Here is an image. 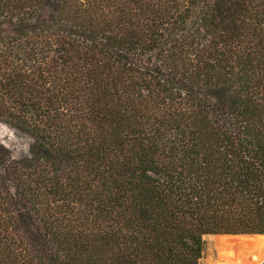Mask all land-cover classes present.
<instances>
[{"label": "trees", "instance_id": "obj_1", "mask_svg": "<svg viewBox=\"0 0 264 264\" xmlns=\"http://www.w3.org/2000/svg\"><path fill=\"white\" fill-rule=\"evenodd\" d=\"M0 123V264L264 235V0H0Z\"/></svg>", "mask_w": 264, "mask_h": 264}, {"label": "bare ground", "instance_id": "obj_2", "mask_svg": "<svg viewBox=\"0 0 264 264\" xmlns=\"http://www.w3.org/2000/svg\"><path fill=\"white\" fill-rule=\"evenodd\" d=\"M249 241L264 243V238L215 237L208 238L206 253H215L221 259L216 264H264V250L251 260L245 253L238 251L240 246H249Z\"/></svg>", "mask_w": 264, "mask_h": 264}, {"label": "rangeland", "instance_id": "obj_3", "mask_svg": "<svg viewBox=\"0 0 264 264\" xmlns=\"http://www.w3.org/2000/svg\"><path fill=\"white\" fill-rule=\"evenodd\" d=\"M0 143L10 151L13 157H20L27 153L29 139L26 136L12 130L7 125L0 123ZM210 236L212 235L203 237L204 249L200 264H216L221 260L216 256L215 253H206L208 238Z\"/></svg>", "mask_w": 264, "mask_h": 264}, {"label": "water", "instance_id": "obj_4", "mask_svg": "<svg viewBox=\"0 0 264 264\" xmlns=\"http://www.w3.org/2000/svg\"><path fill=\"white\" fill-rule=\"evenodd\" d=\"M215 237H240V238H264V235H213ZM264 250V243H257L249 241V246H240L238 251L245 253L251 260L252 256L259 255Z\"/></svg>", "mask_w": 264, "mask_h": 264}]
</instances>
